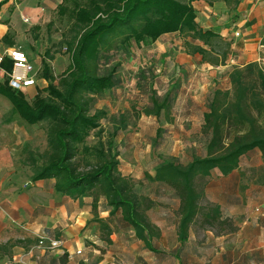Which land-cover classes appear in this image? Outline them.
Returning a JSON list of instances; mask_svg holds the SVG:
<instances>
[{"label":"trees","instance_id":"obj_1","mask_svg":"<svg viewBox=\"0 0 264 264\" xmlns=\"http://www.w3.org/2000/svg\"><path fill=\"white\" fill-rule=\"evenodd\" d=\"M6 1L1 0L0 7ZM189 1L62 0L57 12L67 14L71 21L72 33L67 46L72 58L60 81L48 83L46 95L39 91L31 102L25 100L24 91L13 90L5 81L0 82V94L10 101L12 112L28 122L43 120L47 123L48 148L39 154V160L31 156L29 180H51L54 190L73 199L90 197L93 211L102 197V206L109 211L106 221L116 230L121 229L122 236L130 242L141 240L148 247L159 231L141 208L128 178L119 172L117 158L106 155L102 147L90 149L84 144L88 131L104 116L101 110L89 114L88 101L120 84L117 64L108 67L109 57L132 42L140 45L162 39L163 43H169L172 34H179L185 40V52L202 56L209 52L202 45L217 43L220 34L197 24L195 8ZM223 1L231 5L238 3V0ZM13 35L8 28L0 40L11 46ZM229 52L227 50L221 60L214 58L209 62L224 64ZM47 55L48 59L53 58ZM101 63L107 68H102ZM3 65L9 69L11 63L6 59ZM40 65L39 76L51 79L53 70L48 62L42 60ZM152 102L154 109L146 110L147 113L158 114L162 108H168L167 99L159 104L155 99ZM184 109L181 115H187V105ZM198 121L206 137L202 154L193 155L186 163L158 156L150 166L154 175L147 174L150 180L172 189L178 200L175 214L180 242L185 241L190 226L199 221V216L209 224L226 222L217 206L200 207L206 185L198 186L197 180L233 177L240 164H254L258 158L264 164V69L255 61L241 68L234 67L228 75V86L213 90ZM120 123L115 134L126 125L123 121ZM158 134L161 136V132ZM101 228L105 232L112 230L107 223ZM6 248L0 246L1 250Z\"/></svg>","mask_w":264,"mask_h":264},{"label":"rangeland","instance_id":"obj_2","mask_svg":"<svg viewBox=\"0 0 264 264\" xmlns=\"http://www.w3.org/2000/svg\"><path fill=\"white\" fill-rule=\"evenodd\" d=\"M61 1L13 0L23 7L41 9V17L26 31L24 40L31 44L28 54L37 64L45 60L53 70L51 79L39 76L37 85L24 92V98L28 102L39 91L46 95L45 87L48 83L57 84L71 62L72 51L67 46L72 33L71 21L67 14L60 15L57 12V5ZM189 3L195 8L197 24L202 29H213L220 34L221 39L217 43L202 45L209 52L203 56L185 52L187 46L179 34H172L174 36L170 37L169 43H163L162 39L148 40V47L144 42L140 45L132 42L126 49H118L109 57L111 63H108V67L117 64L120 84L112 91L93 96L88 101L89 114L101 110L104 111V116L99 118L96 127L88 131L84 144L90 149L95 146L102 147L106 155L117 158L119 172L128 178L141 208L155 222L163 213L175 215L178 200L172 189L147 177V174L154 175L153 169H150L151 162L159 156L186 163L193 155L202 154L206 137L201 132L198 121L201 109L212 97L215 88L224 89L228 86L229 72L236 66L241 68L240 62L234 58L236 45L241 43L242 47L241 37L235 42L232 38L227 39L236 35L234 29L231 36L229 34L234 26L232 22L235 21V15L230 12L233 5L223 0H190ZM198 4L207 8L210 6V12L202 13ZM11 12L9 5L4 10V17L8 19ZM259 37V58L247 59L241 51L237 56L246 63L255 61L264 69V31L257 35ZM227 50L230 52L224 64L209 62L214 58L221 60ZM47 53L53 58L48 59ZM39 67L41 70L42 66ZM101 67L107 68L102 63ZM152 99L158 104L167 99L168 108H162L158 114L147 113L146 110L154 109ZM186 105L188 117L183 119L186 116L181 114ZM11 108L10 101L0 94V191L8 190L10 186L19 184L18 182L24 188L31 175V156L39 160V154L48 148L47 123L43 120L28 122L17 112H12ZM120 121L126 125L115 134V128L121 126ZM85 156L88 157L86 154ZM89 158L92 162L91 156ZM254 176L259 180L264 179L263 163L244 166L239 170L240 193H248L252 184L250 177ZM207 181L206 178L199 179L197 185L205 186ZM207 195L204 194L201 199L202 208L216 205L212 196L209 193ZM99 199L96 211L99 202L103 200L102 197ZM198 218L200 219L194 228L198 236L203 237L204 232L200 231L203 218ZM223 225L227 229L231 227V223L227 221ZM13 240L12 244L18 241ZM7 244L11 245L6 242L4 246L7 247ZM7 250L8 247L4 251Z\"/></svg>","mask_w":264,"mask_h":264},{"label":"crops","instance_id":"obj_3","mask_svg":"<svg viewBox=\"0 0 264 264\" xmlns=\"http://www.w3.org/2000/svg\"><path fill=\"white\" fill-rule=\"evenodd\" d=\"M9 5L12 12L7 19L4 10ZM197 6L202 13L210 12V6ZM231 10L235 21L229 34L231 36L233 29L238 34L227 39L232 38L235 42L241 37L242 47L241 43L235 44L234 58L243 65L246 62L237 56L240 51L247 59L260 57L257 42L261 38L257 35L264 31V11L259 0H238ZM40 11L38 7H23L13 0L1 5L0 39L8 28L15 35L11 46L0 40V50L20 47L30 62L40 66L28 54L31 44L24 40L26 31L41 17ZM24 18L29 21L26 23ZM4 81L0 71V82ZM27 89L23 91L26 93ZM183 116H186L183 119L188 117ZM262 163L258 158L254 164H240L233 177L228 175L219 179L212 176L206 183L205 195L212 196L222 218L231 223L230 228L220 221L203 222L200 231L204 235L200 237L191 225L187 238L180 242L176 214L163 213L155 222L146 213L159 231L150 247L141 240L130 242L122 236L121 229L116 230L106 221L109 211L102 206V201L95 212L91 198L73 199L62 195L52 188L51 180H29L24 188L18 182L8 190L0 191V246L6 242L11 244H7V251H0V264H264V179L250 177L252 184L248 193L239 192V170ZM103 223L112 230L105 232L101 228ZM47 236L62 240V245L53 250L38 245L39 238ZM13 239L22 242L12 244Z\"/></svg>","mask_w":264,"mask_h":264},{"label":"built area","instance_id":"obj_4","mask_svg":"<svg viewBox=\"0 0 264 264\" xmlns=\"http://www.w3.org/2000/svg\"><path fill=\"white\" fill-rule=\"evenodd\" d=\"M260 6L264 10V0L260 1ZM24 21H28V19L25 18ZM6 59L11 63L9 69L3 66ZM0 71L5 77L8 87L16 91H23L37 85L40 67L30 62L27 54L20 47H10L0 50ZM38 241V245L49 250L59 248L63 243L62 240L49 236L41 237ZM76 252L79 253L80 250H76Z\"/></svg>","mask_w":264,"mask_h":264}]
</instances>
